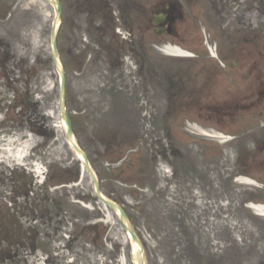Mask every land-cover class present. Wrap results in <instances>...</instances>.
Masks as SVG:
<instances>
[{"label": "rangeland", "instance_id": "rangeland-1", "mask_svg": "<svg viewBox=\"0 0 264 264\" xmlns=\"http://www.w3.org/2000/svg\"><path fill=\"white\" fill-rule=\"evenodd\" d=\"M56 1L64 108L101 192L126 210L145 264H264V218L245 207L264 192L235 181L257 164L248 156L264 130V91L230 53L264 50V0ZM160 12L168 27L156 34ZM53 17L45 1L0 0V212L17 210L35 226L29 239L0 243V264H135L117 216L93 200L65 142ZM168 44L189 55L162 53ZM12 90L24 107L8 106ZM44 184L45 202L35 194ZM62 194L86 223L102 225L95 243L90 228L74 230L65 211L50 210Z\"/></svg>", "mask_w": 264, "mask_h": 264}, {"label": "trees", "instance_id": "trees-1", "mask_svg": "<svg viewBox=\"0 0 264 264\" xmlns=\"http://www.w3.org/2000/svg\"><path fill=\"white\" fill-rule=\"evenodd\" d=\"M12 100L8 104L10 108L15 107V106H22L26 104L23 100H20L21 98L18 95V90H12ZM23 94L26 95V92L23 91ZM25 95L23 97H25ZM13 103V104H12ZM16 118H22L23 115L21 113H16L15 114ZM78 179V170H77V175L75 176L74 179L69 180L68 182L71 181H76ZM65 183V182H62ZM61 184V183H59ZM50 185L44 184L43 187H38L37 191L35 192L36 197L39 198L40 201H47L49 199V192H50ZM80 192H76L75 197L77 199H84V197L80 196ZM48 197V198H47ZM67 194H62L58 199L54 198L51 203H48L47 205L50 207V210L52 212H62L65 211V213L68 216V220L70 223H72L74 230H77L79 228L81 229H88L90 228L91 233L88 232L86 236L87 240L92 244L95 243V240L97 238V233H92L94 229H98L101 227V224H90L86 223L87 219L81 215V206L72 201H67L63 203V198H66ZM94 198V201H97L96 197L92 196ZM65 204H68V208L65 209ZM71 204V205H70ZM33 211H36V209H33ZM19 212L16 210L15 212H12L10 208L5 207L3 211L0 212V243L5 241L6 243L12 244L16 243L25 239H29L32 236L33 229L35 228L34 225H31L30 228H27L23 226L19 220ZM81 235H84V233H79ZM143 245V244H142ZM144 249V255L146 260L148 259V256L145 252V248L143 245Z\"/></svg>", "mask_w": 264, "mask_h": 264}, {"label": "water", "instance_id": "water-1", "mask_svg": "<svg viewBox=\"0 0 264 264\" xmlns=\"http://www.w3.org/2000/svg\"><path fill=\"white\" fill-rule=\"evenodd\" d=\"M41 1H45L51 4L55 9V16L53 18L51 29H50L51 56H52L53 65L59 75V92H58L59 93V112H60V118L64 120V123L66 125V130H65V135H64L65 140L67 141L71 149L74 151L75 155L80 158L81 166L83 170H85L87 174L89 175L91 182L93 184L95 195L97 196L98 200L103 204L104 207L110 208L112 211L117 213L119 223L125 235L130 239L131 242L138 244L141 264H145L144 254H143L141 244L138 238L136 237V235L134 234V232L132 231V229L129 227L128 217H127L125 210L123 209V207L109 200L101 193L97 177L89 163L88 157L86 153L78 146V144L76 143L73 137L71 123L64 109L65 73L63 71L62 66L61 65L59 66L57 44H56V28H57L56 21L58 18H60L61 4L58 3L56 0H41ZM161 19H162L161 17L160 18L157 17L155 20V23L160 22ZM158 33H160V31H158Z\"/></svg>", "mask_w": 264, "mask_h": 264}, {"label": "flooded vegetation", "instance_id": "flooded-vegetation-1", "mask_svg": "<svg viewBox=\"0 0 264 264\" xmlns=\"http://www.w3.org/2000/svg\"><path fill=\"white\" fill-rule=\"evenodd\" d=\"M162 27L167 30L168 27V15L165 13L162 20ZM260 37V36H259ZM237 55V57L244 60H239L240 64L247 73V80L250 81V86L254 89L262 90L264 89V50L256 51H234L230 52ZM256 152L249 154V158L254 161H257V164H254L250 168V171L247 173L250 178L255 182L254 191L255 192H264V130L260 137V144L257 146L256 142ZM249 166L251 164H248ZM256 200H263L262 197L255 198ZM250 256V252L247 251L246 257Z\"/></svg>", "mask_w": 264, "mask_h": 264}, {"label": "bare ground", "instance_id": "bare-ground-1", "mask_svg": "<svg viewBox=\"0 0 264 264\" xmlns=\"http://www.w3.org/2000/svg\"><path fill=\"white\" fill-rule=\"evenodd\" d=\"M56 26L57 27L59 26V20L58 19L56 21ZM159 50L162 53H165L166 55H170V56L171 55H173V56H188L189 55V53L185 52L184 50H181L180 48H178L176 46H171V45L163 46L162 48H159ZM211 52H212V56L215 57L214 51L211 50ZM59 66H60V64H59ZM61 127L64 131L63 121H61ZM204 134L206 136L213 137L212 135H210L208 133H204ZM237 181H239L240 183H244V184H252L247 179L242 178V177L237 178ZM248 207L251 208L254 211V213H256L257 215L264 216V205H254V204L250 203V204H248ZM131 247H132V255H133L134 262H135V264H138V260L136 258L135 253L139 249V246H138V244L132 242Z\"/></svg>", "mask_w": 264, "mask_h": 264}]
</instances>
